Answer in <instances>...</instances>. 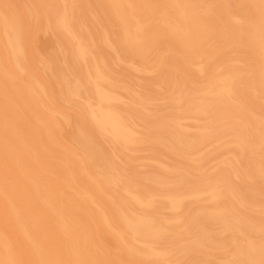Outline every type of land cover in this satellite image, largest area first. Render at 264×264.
Here are the masks:
<instances>
[{"label":"rangeland","instance_id":"1","mask_svg":"<svg viewBox=\"0 0 264 264\" xmlns=\"http://www.w3.org/2000/svg\"><path fill=\"white\" fill-rule=\"evenodd\" d=\"M7 1L17 8L25 28L27 67L29 64L30 72L45 89L47 104L57 110L54 115L43 112L27 85V112L22 108L20 114L21 121L25 122L21 129L27 133V143L34 155V160L28 159L27 170L40 186L60 191L85 215L87 224L78 221L74 226L79 235V247H84L81 237L84 234L105 253L101 258L100 251L97 254L85 252L87 264H220L222 260H230L240 233L224 231L212 212L205 211L195 217L190 215L196 208L210 207L212 203L186 199L182 209L191 210L186 214L183 210L168 211L161 198H156L151 207L139 206L124 192V187L158 194L171 188L169 184L195 187L205 179L226 171L231 173L224 163L235 156L239 172L237 178H230V183L251 199L244 206L235 207V214L258 225L261 214L256 209H264V181L254 175V166L257 163L264 165V158L252 152L248 144H241L239 150L231 143L211 144L201 156H194V149L190 150V147L201 141L197 129L204 127V122L186 120L178 126L173 119L186 108L189 100L194 102L197 96L194 92L203 87L205 74L200 77L193 68L186 67L183 60L164 52L166 32L160 38L145 40L139 47L127 40L118 41L122 36L119 24L101 9L100 0H72L64 5L59 0H27V16L20 0ZM64 8L75 33L84 40L91 38L94 41L91 51L104 59L103 71L110 81L104 82L103 86L122 99L111 101L108 106L130 114L135 122L137 135L130 144L114 141L110 135L99 131L88 117L86 103L96 102L91 79L85 73L83 62L75 57L72 41L62 30L55 28ZM153 23L159 24L158 21ZM103 29L108 31L111 48L103 43ZM222 41L217 36L207 38L208 50L221 46ZM224 56L227 64L232 62L230 58L247 62L249 48L238 46L225 52ZM221 62L217 55L204 63L207 73ZM86 63L93 76V61ZM240 66L250 64L237 63V67ZM241 81L239 78L237 84ZM178 86L189 88L186 101L179 104L173 100ZM242 97L253 110L264 113L250 95L243 93ZM206 100L209 102V98ZM193 115L199 119V115ZM64 119L69 120L68 127ZM49 121L50 127L47 126ZM212 127L215 129L214 125ZM249 129L252 131V127ZM231 140L229 137L225 141ZM34 165L40 167L39 173L35 172ZM241 173L249 174L251 178L241 176ZM69 185L79 192H89L94 204L82 194L75 196ZM27 200L31 204L30 213L37 222V233L52 243L53 233L42 224L41 211L32 204L29 196ZM96 205L115 228L127 235L130 231L122 222L121 212L150 215L157 220L180 217L183 222L172 221L166 226L162 221L157 222L163 226L160 232L134 242L129 239L132 247L140 252L127 253L119 249L114 236L99 219ZM242 218H229V222L253 240L264 235V230L246 229ZM103 240L108 244L106 247ZM148 246L164 249L167 254L162 258L155 256L147 251ZM79 264L83 263L79 261Z\"/></svg>","mask_w":264,"mask_h":264},{"label":"bare ground","instance_id":"2","mask_svg":"<svg viewBox=\"0 0 264 264\" xmlns=\"http://www.w3.org/2000/svg\"><path fill=\"white\" fill-rule=\"evenodd\" d=\"M59 1L64 5L72 0ZM100 1L101 9L119 24L122 36L118 41L127 40L139 47L145 40L160 38L166 32L164 52L183 60L184 65L193 68L200 77L205 74L203 87L194 92L197 94L194 102L189 100L186 108L173 118L178 126L186 120L204 122L205 126L197 129L201 133V141L192 147L187 143L190 150L194 149V156H201L211 144L231 143L239 150L241 144H248L252 152L264 158V113L253 110L242 97L243 93L250 95V99L264 109V0ZM20 3L27 16V0H20ZM155 21L159 24L153 23ZM55 28L62 30L72 41L75 57L83 62L85 73L91 79L96 102L86 103L89 119L99 131L110 135L114 141L132 143L137 135L135 122L130 114L108 106L111 101L122 99L103 86L110 79L103 71V66H106L104 59L91 51L94 41L91 38L84 40L75 33L66 8ZM102 35L104 45L111 48L106 29L102 30ZM211 36L223 41L221 46L208 50L210 45H207V38ZM26 44L25 28L17 8L7 0H0V264H79V261L87 264L85 252L97 254L100 251L101 258L105 257V253L84 234H81L84 247H79V235L74 226L78 221L82 225L87 224L85 215L74 201L64 197L60 191L40 186L27 170L28 159L34 160L27 143V133L21 129L25 122L20 119L22 108L27 112V85L43 112L54 115L57 110L47 104L45 89L30 72L29 64L27 67ZM238 46L249 48V61L230 58L232 62L227 64L225 52ZM217 55L222 62L207 73L204 63ZM87 60L93 61V76L89 73ZM237 63H248L250 66L237 67ZM239 78L242 81L237 84ZM188 91L189 88L178 86L173 100L177 104L185 102ZM206 98H209V102ZM193 114L199 115V119ZM41 121H44L43 117ZM64 124L68 127L69 120L64 119ZM50 125L49 121L47 126ZM249 127H252V131ZM229 137L232 140L225 141ZM224 164L231 169V173L226 171L205 179L195 187L169 184L171 188L161 194L124 187V192L143 207H151L156 198H161L166 203L165 209L170 212L183 210V202L189 198L212 203L210 207L196 208L191 214L190 208L183 211L192 217L205 211L212 212L224 231L240 233L234 242L230 260H222L220 264H264V235L253 240L229 222V218H242L235 214L234 209L244 206L251 199L230 183V178L238 177V159L232 156V160ZM34 169L40 172L39 166L34 165ZM4 170L9 173L6 175ZM254 175L264 181V165L257 163ZM241 176L251 178L246 173H241ZM68 187L75 196L82 194L89 203L94 204L89 192H79L71 185ZM27 196L41 211L42 224L52 231V243L43 234L37 233V222L30 213L31 204ZM256 210L261 214L258 225L255 221L242 219L246 229L264 230V209ZM97 214L114 236L119 249L136 254L140 251L133 248L130 241L158 234L163 226L157 222L162 221L165 226L172 221L183 222L180 217L157 220L150 215L121 212L122 222L130 231L127 235L115 228L100 208ZM102 244L104 247L108 245L105 240ZM147 251L160 258L167 254L166 250L153 246H148Z\"/></svg>","mask_w":264,"mask_h":264}]
</instances>
